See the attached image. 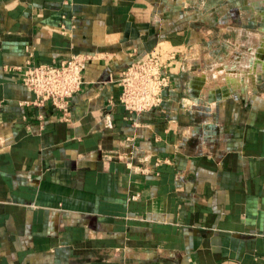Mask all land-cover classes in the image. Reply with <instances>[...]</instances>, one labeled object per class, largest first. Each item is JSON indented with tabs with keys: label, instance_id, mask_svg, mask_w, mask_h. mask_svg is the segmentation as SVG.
I'll return each mask as SVG.
<instances>
[{
	"label": "crops",
	"instance_id": "obj_1",
	"mask_svg": "<svg viewBox=\"0 0 264 264\" xmlns=\"http://www.w3.org/2000/svg\"><path fill=\"white\" fill-rule=\"evenodd\" d=\"M150 51L170 87L129 113ZM71 54L36 104L12 67ZM0 264H264V0H0Z\"/></svg>",
	"mask_w": 264,
	"mask_h": 264
},
{
	"label": "built area",
	"instance_id": "obj_2",
	"mask_svg": "<svg viewBox=\"0 0 264 264\" xmlns=\"http://www.w3.org/2000/svg\"><path fill=\"white\" fill-rule=\"evenodd\" d=\"M169 58H174V54ZM86 62L85 56L71 54L56 64L27 59L24 65L12 68L21 72L20 81L34 93L36 104L49 101L58 110L67 112L70 98L82 87ZM117 83L118 101L129 113L159 109L171 83L168 62L155 51L145 53L121 71Z\"/></svg>",
	"mask_w": 264,
	"mask_h": 264
}]
</instances>
